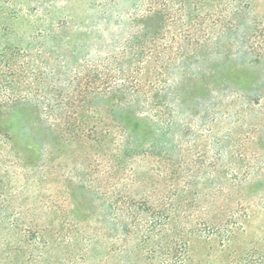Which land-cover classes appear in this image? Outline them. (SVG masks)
<instances>
[{
  "label": "trees",
  "instance_id": "trees-1",
  "mask_svg": "<svg viewBox=\"0 0 264 264\" xmlns=\"http://www.w3.org/2000/svg\"><path fill=\"white\" fill-rule=\"evenodd\" d=\"M240 5L121 0L76 26L51 12L37 26L39 10H0V229L18 237L7 251L24 254V264H82L89 250L94 264H138L143 256L187 264L192 240L229 244L246 229L257 177L225 174L218 151L209 162L201 144L207 71L250 38ZM17 114L30 123L26 134L38 136L39 163L50 156L49 141H82L89 150L93 168L62 192L65 209L47 208L45 225L23 224L21 211L7 220L11 169L24 159L12 142ZM47 177L26 179L21 189L41 193ZM87 225L78 258H50L82 241Z\"/></svg>",
  "mask_w": 264,
  "mask_h": 264
},
{
  "label": "rangeland",
  "instance_id": "rangeland-1",
  "mask_svg": "<svg viewBox=\"0 0 264 264\" xmlns=\"http://www.w3.org/2000/svg\"><path fill=\"white\" fill-rule=\"evenodd\" d=\"M114 1L119 3L121 0H0V10H16L24 14L39 10L41 14L38 17L36 13L35 16L37 26L42 25L39 21L41 16L50 12L60 21L65 18L75 26L83 23L89 25L95 23V13L109 7ZM240 4L242 13L238 14V20L241 28L249 32L250 38L240 40L243 44L231 48L227 54L229 57L221 61L216 72L212 73L211 69L207 71L204 81L206 97L200 105L206 109L201 144L209 162H214L218 151V156H221L219 170L225 174L248 176L252 173L257 177L249 185L254 191V210L246 229L236 232L229 244L221 245L219 240H192L187 264H264V0H240ZM17 24L21 30L29 29L25 20ZM26 123L30 125L29 121L17 114L10 125L13 147L24 159L21 167L11 169L13 195L10 206L5 208L10 216L7 220L13 222L14 212L21 211L20 222L23 224L29 225L34 220L45 225L52 217L48 216L47 208L59 206L65 209L62 192L66 190L68 193V189L72 191L71 186L78 180L77 174L88 170V167L91 170L93 166L89 162V150L82 141L70 144L49 141L50 156L43 164L39 163L38 136L26 134ZM47 175L50 182H44L41 193L31 188L21 189L26 179H47ZM88 201L87 196L85 203ZM58 215L60 213L55 216L61 218ZM92 227L83 226L82 241L76 240L70 246L65 243L54 248L50 258L55 261L70 257L69 252L73 253L72 260L78 258L82 254L80 251L84 241L90 235L88 229ZM17 239L12 232L0 229V264H24L27 258L24 254L6 250V246H14ZM89 252L82 264H94L92 250ZM142 259L143 262L138 264H149L144 256ZM35 264L45 263L41 261Z\"/></svg>",
  "mask_w": 264,
  "mask_h": 264
}]
</instances>
